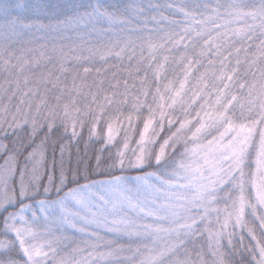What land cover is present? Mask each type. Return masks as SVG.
Instances as JSON below:
<instances>
[{
    "label": "snow or ice",
    "instance_id": "1",
    "mask_svg": "<svg viewBox=\"0 0 264 264\" xmlns=\"http://www.w3.org/2000/svg\"><path fill=\"white\" fill-rule=\"evenodd\" d=\"M0 264H264V0H0Z\"/></svg>",
    "mask_w": 264,
    "mask_h": 264
}]
</instances>
